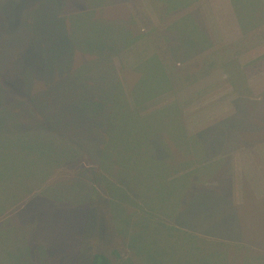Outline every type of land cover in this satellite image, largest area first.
Wrapping results in <instances>:
<instances>
[{"label":"rangeland","instance_id":"1","mask_svg":"<svg viewBox=\"0 0 264 264\" xmlns=\"http://www.w3.org/2000/svg\"><path fill=\"white\" fill-rule=\"evenodd\" d=\"M261 2L248 11L254 27L234 40L218 27L230 18L220 0H0V201L16 189L25 199L0 224V264H90L96 252L117 264H264V199L251 198L246 168L237 169L249 192L241 205L217 182L233 176L239 148L253 154L244 165L264 169L261 115L235 149L223 137L248 119L239 102L264 101ZM148 115L170 152L164 180L143 172L155 167L138 153L145 142L128 152L133 138H111ZM208 127L228 142L223 153L204 138L191 147L174 138ZM47 154L39 173L32 163ZM134 174L144 194L127 201L117 192Z\"/></svg>","mask_w":264,"mask_h":264},{"label":"trees","instance_id":"2","mask_svg":"<svg viewBox=\"0 0 264 264\" xmlns=\"http://www.w3.org/2000/svg\"><path fill=\"white\" fill-rule=\"evenodd\" d=\"M165 1H169V3L171 5L173 4V7H177L178 6L180 8L188 7L189 5H191V3L195 2V0H188L187 2H184L183 0H181L178 3V5H175V3L172 0H165ZM230 3L232 5V7H233V10L235 12V15H236V18H237V21H238V24H239L240 28L242 29L243 33H246L251 27H254V26H252V24L250 25V22H249V19H248V11L253 10V11H256L257 12L258 11V7L262 3L261 0H230ZM86 12L87 11H85L84 13H86ZM257 17H258V15L255 17V19ZM258 21H260V20H258ZM78 22L80 23L81 22V19H77V21L75 23H78ZM254 25H256V24H254ZM88 26H89V28L92 31V33L90 35L91 36V40L88 42V47L91 46L92 48H95V47H97V35H96L97 32H95V29H94L93 26H90V25H88ZM85 27H86V24H83L82 26L80 24L79 29H81V30H84L85 29V31H87V28H85ZM0 28H1V26H0ZM75 29H76V26H75ZM100 52H101V50H100ZM144 78H149V80H150L152 77L151 76H145ZM158 81H159V83L162 82V80H160V79ZM76 84H78V83H75V86H76ZM111 96L112 95H109L110 98H114L113 96L112 97ZM115 97H116V95H115ZM260 103L262 104V107L260 106L261 105L260 104L259 107L257 108V106H256L255 103H253L251 101H247V99L244 100V101H242V103L239 102L238 112L240 114L242 113L244 115V117L245 118H248L249 120L247 119V121H243L245 118L242 117V120H241V121H243L242 124H245V125L243 127H241L240 125H238V127H232V130H230V132H225V134L223 136L225 138H228L229 137V138L235 139V141H233V143H235V146L233 147L234 149L241 142V137L239 136V134H240L241 131H244V130H254V129H250V127L253 128V123L250 122V118H254L255 115H261L264 118V104H263L264 101H260ZM98 115H100V114H98ZM139 117L141 119L136 124V127L135 128L132 127V126H129L128 127V125L122 126L123 127V131L126 129L127 132H125V134H124L123 131H122L121 135H123V136L120 137V138H114L113 135L111 136V138L114 140L113 143H119V142L122 143L123 140L124 141H128V143H129L130 138H133L132 141H131L133 146L130 147V145L128 144V148L126 150L128 152H129V150L130 151H135V150L132 149L133 147L137 148L139 146V144L141 145L142 142H143V144L145 142V145L148 148H150V151L148 153H147V151H145V147L146 146L144 147V150L138 147L137 148L138 149V153H142L143 155H145L147 161L150 162V163H152L155 167L154 168H151V167H143V172H145V175L147 173H149V174H152V175L159 176L162 180H164L167 177H169V175H167L168 173H166V171L164 170V167L165 166H167V167L169 166L167 164L168 161L166 159L170 155V152L168 151V148L167 147L165 148L166 145L162 141V139L160 138V136H161V131H160L161 129L160 128L163 127L161 125L162 122L160 120L155 121L153 118H151V117H154L153 115H148L147 117L138 116L137 118L139 119ZM99 119L103 120V123L102 124H105L106 126L110 127V130L113 128L112 126H109L108 124L104 123V120L105 119H103V117L100 116V117H98V120ZM153 122H155L154 123V126L152 124ZM220 123H223V121H221ZM46 124H47V126L48 125H54L53 123H49V121H47ZM149 125H150V130H151V131H148L149 135H143L141 137V139H140V135L139 134H143L145 128H147ZM160 125H161V127H160ZM263 125H264V123H263ZM173 126H175V125L173 124ZM248 127H249V129H248ZM132 129H134V131H132ZM211 129H212V127L205 128L202 131V133L204 135L200 136L201 134H198L199 135L198 137H196V136L195 137L194 136L193 137H189L187 135V133H185V131H182V134H179V136H177L178 135L177 134V135H175L174 138H176V140L179 141V142H181V143L185 140V143L189 147L192 146L193 140H195V138H197L198 140L201 139V141H202V138H204L205 140L206 139L208 140V141H206L207 142V145L205 144V146H204V148L206 150H209V149L215 150V148H217V154L223 153L224 150H222V149H224V146H228V142L225 140V145L223 146V145H221L222 142H223V140H219L218 139V136H216L214 138L212 136L211 137L208 136V134L211 131ZM110 130L108 129L109 132H110ZM135 131H136V133L138 135L137 134H131L132 132H135ZM150 132H152V134H150ZM173 133H175V132H173ZM222 134H223V132H222ZM115 135L118 136L117 132H116ZM37 151H39V152H48V151H43L41 149H39ZM54 156L58 157L59 155L54 153ZM44 158H45V161H49V156L47 154V155H41V156H39L32 163L33 167L39 173L41 171H43V169H42V167H38V164H36V163H37V160H39L40 161V164H42ZM131 158L132 157L129 156L124 161L126 163H128L129 162V159H131ZM137 159H139V158H137ZM207 161H209V159H207ZM211 164H213V163H211ZM221 164H222V162H220L219 166ZM205 165L208 166V164H205ZM205 165H203V166H205ZM38 168L41 169V170L38 171L37 170ZM144 168H146V169H144ZM148 170H151V171H148ZM176 172H177L176 169H174L172 173L174 174ZM216 172L217 171L215 170V173ZM41 178H42V176L40 177V180H41ZM135 179H136L137 182L141 181L143 184H145L138 177L137 174L136 175L134 174L132 176H128V178H127L128 181L126 183H124L125 186L122 187V190L119 189V191L117 192V195H120V197H122V198H124L122 196V195H124L125 196V199L127 201H130V200H136V201H138L139 200V196H141V193L144 194V192H142V190H140L139 187L136 186V184L134 183V180ZM190 187H191V184H189V188ZM130 191L133 194L132 197L130 195L131 194ZM156 192H157V189L155 188V193ZM167 194H168L167 195L168 198L170 196H174L172 194L169 195V191H168ZM21 204H20V206H21ZM18 208H20V207H18ZM0 221H1L0 222V224H1L3 222V220H0ZM8 227H12V224L10 226H8ZM26 240H28V239H26ZM23 258H24V256H23ZM19 262H21V261L18 260V261L15 262V264H18ZM90 264H117V263H115L114 260L110 256H108L107 254L100 253V252H96L93 255V257H92V260H91Z\"/></svg>","mask_w":264,"mask_h":264},{"label":"crops","instance_id":"3","mask_svg":"<svg viewBox=\"0 0 264 264\" xmlns=\"http://www.w3.org/2000/svg\"><path fill=\"white\" fill-rule=\"evenodd\" d=\"M221 3L223 4L222 7H225L227 13L230 15L229 21L227 24L225 23H218V27L223 35V37L228 36L230 37V34L233 35V39L237 40L243 35V31L240 28L237 19L235 16L233 17L232 14V9L230 8V0H220ZM143 3V0H141ZM149 5V3H148ZM147 4L143 7L147 14L149 11L146 10ZM150 18V12L148 15H145V17ZM245 152V153H244ZM253 155L250 151H245L244 148H239L238 150L234 151L232 154V163H231V168L233 169V176L231 177L230 180L224 178L222 180H217L219 186H222V189L224 191V194L228 197L230 200L232 206H238L243 204L244 202L248 201L247 196L249 195V192L246 188L247 185L245 184V179L241 177V179L237 176V169L239 167L246 168V178L248 179V184L251 186L250 190V196L253 198L254 201H261L264 199V169L263 171L260 170L256 166H251L249 167V163H245L244 165V160L245 161H250L252 158L250 157ZM242 157V158H241ZM248 166V167H247ZM222 169V168H221ZM219 173V176L221 177V173ZM229 172L227 171V176ZM216 176L217 173L215 174ZM211 182V181H210ZM208 182L207 184H209ZM16 189V188H15ZM180 195L178 197V201H181L180 204L182 203L183 197ZM25 199H19V193L18 190H15V197L14 199H9V201H0V220H5V219H10L11 216H13L15 213L19 211L20 204L24 202ZM14 208H17L16 210ZM14 209V210H13ZM13 211V212H11ZM14 213V214H13ZM13 214V215H12ZM15 217V216H13ZM2 218V219H1ZM1 222V221H0ZM11 224V222H9ZM15 223V222H14ZM12 223V225H17ZM10 226V225H9Z\"/></svg>","mask_w":264,"mask_h":264}]
</instances>
